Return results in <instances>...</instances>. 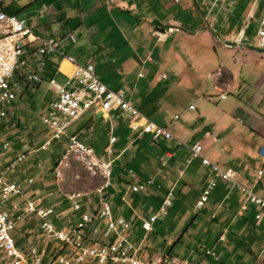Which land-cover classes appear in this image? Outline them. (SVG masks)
<instances>
[{
    "label": "crops",
    "instance_id": "0c3cea01",
    "mask_svg": "<svg viewBox=\"0 0 264 264\" xmlns=\"http://www.w3.org/2000/svg\"><path fill=\"white\" fill-rule=\"evenodd\" d=\"M109 1L115 7H107L106 0H78L79 10L74 9L73 13L69 10L70 18L66 22L70 25L76 18L77 27L74 31L80 29L81 34L65 31L61 23V31L54 28L52 34L48 36L61 38V50L76 57L79 63L93 62L97 75L103 82L112 89L124 90L127 98L144 117L167 128L175 138L161 137L155 140L152 134L143 131L142 124L145 119L136 123L138 118H131L119 109H113L108 119L102 114V119L110 123V127L105 136V140H108L105 145L106 151L104 156L100 157L94 149L96 139L94 134L96 118L101 112L86 110L72 123L69 133L77 134L85 144L94 149L99 158L111 161L113 174L111 184L106 189L105 186L109 184L110 179L105 182L100 175L104 181L100 188L80 191L83 193L79 200L81 207L75 209L67 193L78 192L80 189L71 190L63 186L54 173L68 146V137H62L61 145H56L58 158L55 159L53 154L49 155L47 152L51 151L50 147L56 139L51 142L48 149L41 148L51 137L49 130L47 134L41 136L36 133L31 122L30 126L26 127L22 118L14 114L13 120L18 123L17 127L12 126L10 119L2 121L0 140L9 141L6 138L8 132L5 131L8 126L16 132L21 131L15 137V142L11 143V152L7 157L0 159V166L3 167L8 159H14L21 153L27 151L28 154L17 167L7 172L10 181L22 183V194L4 199L2 205L12 213H23L20 222L25 221L27 216H30L31 220L36 214L41 221L48 220L57 229L64 230L75 227L82 220L84 213L96 212L103 197L112 207L115 219L125 217L128 220L130 239L141 247L142 255L146 239L153 231H146L142 226L148 219L147 212H151L152 207L157 205L149 218L154 215L169 190H173L174 196L177 191L180 193L188 191L189 194L195 192L198 195L195 203L197 214L201 210L211 215L215 210L214 205L218 204L215 210L218 216L215 217L213 214L211 218L217 220L221 217V220H218L224 227L217 238L216 246L221 253L224 248V253H229L232 246L228 244L226 246L225 243L229 241L228 234L234 235L233 228L238 225L235 222L236 218H242L244 226L242 224L241 227L247 229L251 224L249 221L252 222L251 215L255 212H257L255 216L263 214L264 208L250 201L232 181L217 178L213 169L204 164L201 158L193 157L190 146L200 143L205 157L222 168L235 172L236 178L242 184L264 197V173L261 176L258 173L264 167L263 154L260 153L258 146L264 141V115H256L255 108L241 99L242 86L235 77L238 67L242 75L244 71L249 70L246 79H256L264 73V66L259 65V58L264 59V49L257 45L258 31L264 29V0H194L200 13L204 14L202 7L205 9L208 24L189 26L187 30L184 28L185 24L177 18L178 14L174 17L167 16L158 6L160 0H140L143 2L142 6L134 0ZM181 2L182 0L177 3ZM58 3V0H51V11L48 14L45 11L47 15L43 16L40 14L41 6L40 16L51 17L50 23H55L54 17L62 16L64 13L60 12L69 9L66 0ZM132 15L139 17L143 30L139 33L137 26H133L134 32H130L131 36L127 40L125 36L131 31L129 26L131 22L126 21V18ZM24 19L31 23L28 24L37 34L41 35L34 27L37 16H33L32 22ZM228 20L229 28L226 27ZM255 27H258L257 38L253 40ZM169 28L174 29L168 31L165 38H160L155 33L157 30L167 31ZM71 34L75 35V42L68 38ZM47 60L48 64L50 62L55 64L56 69L60 68L57 80L67 79V74L71 73L73 66L62 60L59 52L51 53ZM206 71L209 72L212 83L207 84L203 81ZM161 74H166V77L162 78ZM250 75H253V78ZM257 78L264 83V74ZM47 81L48 77L39 84L26 85L15 102L28 103V100L35 96L31 93L30 87L36 85L41 87V84ZM48 89L51 91V100L47 103V110L56 100V94L50 85ZM223 94L227 97L223 98ZM20 110L24 113L25 108L22 107ZM113 136L116 140L111 143ZM25 144L28 146L26 151L23 148ZM41 151L46 152L42 154ZM162 157L166 159V166L163 172H159ZM256 157L260 159L258 166L255 164ZM249 160L254 163L252 168ZM68 164L63 163V166ZM129 169L134 171L135 176L131 175ZM147 178H154L155 183L142 192L132 190V184ZM212 181L216 182V186L211 190L208 199L198 206L201 196ZM103 190L105 191L102 195L98 193ZM92 194L99 195L98 205L87 199V196ZM234 194H237V199L234 198ZM174 196L167 213L160 216L155 223L168 216L169 210L175 207L177 200L174 202ZM28 201L34 202L38 210L52 209V212L45 218L36 212L25 213L23 209ZM31 222L28 223V227L22 228L24 230H21L22 234L17 236L14 234L18 225L13 231L17 245L20 249L21 247L26 249H22L26 252L29 244L33 243L39 250L45 252L49 259L58 243L50 249V242L54 241L43 232V222L41 235L44 234L45 238H34ZM97 223L103 226L101 220H97ZM139 227L145 231L144 236L147 235V238L144 239L143 236L137 243L133 230ZM223 235L226 237L225 240L221 239ZM157 255L159 254L152 258ZM213 257L214 260L220 259L217 253L216 257ZM260 263L264 264V261Z\"/></svg>",
    "mask_w": 264,
    "mask_h": 264
},
{
    "label": "built area",
    "instance_id": "2783aa9c",
    "mask_svg": "<svg viewBox=\"0 0 264 264\" xmlns=\"http://www.w3.org/2000/svg\"><path fill=\"white\" fill-rule=\"evenodd\" d=\"M6 0H0V125L4 120H11L13 127L18 123L13 120L14 113L10 106L18 99L20 92L26 85L39 84L48 77L49 85L56 94V100L43 115V122L48 126L50 139L42 144V149H48L55 139L68 137V146L59 160L54 173L59 180L63 171V163H70L78 160H93L99 164V171H108L111 184L113 167L111 161L99 158L94 149L85 144L77 134H70L69 128L86 110L93 109L100 111L108 119L113 109H119L124 115L131 118H138L136 123L145 119L143 131L152 134L153 139L161 137L175 138V136L165 127L144 117L124 90L110 88L97 75L96 66L93 62L79 63L76 57L65 54L61 50L62 39L54 36H42L37 34L27 20L17 14L7 10ZM180 2V0H169ZM47 7L43 5L40 14H45ZM264 24V20H263ZM174 29V28H173ZM157 30L155 33L160 38L167 37L168 31ZM257 45L264 49V29L258 31ZM73 42L75 35L68 36ZM53 52H59L62 60L70 63L73 69L67 74L64 83L57 80L56 70L53 76H47V56ZM25 70V72H24ZM162 78L166 74L160 75ZM227 97L226 94L222 95ZM116 137L111 138V143ZM182 143V141H180ZM193 157H199L203 163L210 166L219 179L232 181L248 199L264 208V197L256 194L250 187L242 184L235 172L222 168L202 154V146L195 143L190 146ZM24 151L28 149L27 144L23 145ZM12 150L9 141L0 140V159L7 157ZM112 152V150H110ZM28 152L19 154L14 159H8L3 167L0 166V264H196L188 259H182L172 255H157L154 258L145 260L141 255V247L130 239V223L125 217L114 218L113 210L105 198L100 199V205L96 212L84 213L82 220L72 228L57 229L54 224L45 220L42 224L43 232L50 240L57 241L58 245L49 256L33 243L29 244L28 251H23L17 245L13 236V231L17 227V222L23 219L24 214L12 213L2 205V201L13 195H21L23 191L22 183L10 181L8 173L22 162ZM161 168L163 172L166 166V159L161 158ZM132 176L134 171L129 169ZM259 176L264 173V167L259 170ZM30 181H32L30 179ZM155 183L154 178H147L144 181L132 184V190L142 192ZM216 186L212 181L201 196L198 206H201L207 199L211 190ZM105 190L99 191L103 194ZM174 192L169 190L158 211L142 224L146 231H152L154 223L160 216L167 213L168 207L172 204ZM67 197L72 201L74 208L79 209V202L82 196H74L67 193ZM23 212H36L42 217L48 216L52 209L38 210L34 202L28 201ZM264 218L259 213L256 216L258 222ZM97 220H101L96 224ZM88 230V231H87ZM147 235L144 236V239ZM222 240L226 237L221 236ZM206 254L216 257L215 251L206 248ZM66 251V252H65ZM65 252V253H64Z\"/></svg>",
    "mask_w": 264,
    "mask_h": 264
},
{
    "label": "rangeland",
    "instance_id": "374dc122",
    "mask_svg": "<svg viewBox=\"0 0 264 264\" xmlns=\"http://www.w3.org/2000/svg\"><path fill=\"white\" fill-rule=\"evenodd\" d=\"M66 1L67 4L69 5V9L67 11L64 10L61 11L60 9H58L59 11H61L60 14L61 13L64 14L62 16L61 15L55 16L54 17L55 23H50L52 22L51 17L49 18H46V16L41 17L39 14V8L43 5L47 6V10H46L47 14L51 11L50 8L51 0H6L5 6L8 9V11L11 10L10 12L17 14L21 18H27L30 21L33 18V16H37L38 19L35 20L34 27H36V29L39 32H41L42 36H48L52 34L54 28L60 29L61 31L60 28L61 23L63 24L62 29L64 28L65 31H69V32L72 31L73 33L75 32L74 29L75 27H77L76 24L77 19L74 18L70 23V25H68L66 21L70 18L68 11L70 10V12L73 13L74 9L79 10V5H78L79 3L78 0L76 1L66 0ZM134 1L137 4L139 3L141 6L143 4V2L141 3L140 0H134ZM193 1L194 0H182L181 3H177L168 0H160L158 6L167 14L168 17H174L176 16V14H178L177 18L183 24H185L184 28L186 30L188 29L189 26H193V27L194 26L198 27L199 25L206 26L208 22L205 17L206 14L205 9L202 7L201 9L203 10L204 14L200 13L199 9L197 8V6L194 4ZM58 2H59L58 4H60L61 0L60 1L58 0ZM106 2H107L106 3L107 7L109 6L115 7L113 4L110 3L109 0H106ZM126 21L131 22V24L129 23L131 31L127 32L126 36L125 34H123V36H125L126 39L129 38V36H131L130 32L131 33L134 32L133 26H137L136 29L139 30V33H142L143 26H140V20L138 16L132 15L130 18H126ZM229 24L230 21L228 20L226 23L227 28L230 27ZM257 28L255 29V32L252 35L253 40L257 38L256 37ZM75 33L77 35L81 34V30L78 29V31H76ZM212 53H214L213 49H212ZM259 65L264 66V59L262 60L259 58ZM239 71H241L240 67L237 68V71L235 72V77L236 80L239 81L240 85L242 86L241 96H240L241 99L244 100V102H248L249 104H251L253 108H255L254 112L256 113V115H260V114L264 115V83L261 80H259V78H257L263 75L264 73L260 74L257 77L255 75L254 77H256V79L254 78L255 79L254 80L250 78L249 79L245 78V76H247V74L249 73V70L244 71L243 72L244 75L240 74ZM250 77L253 78V75H250ZM257 80L259 81V83ZM65 81L66 78L61 80L60 82L64 83ZM203 81H205L207 84L213 82L208 71L205 72ZM48 83L49 82L47 81L41 84L42 85L41 87L37 85L31 86L30 87L31 93H34L35 96L33 99L28 100V103L24 104V102L22 103V101L19 102L17 101L10 106V109L15 114V116L22 118L24 123L23 125L28 127L32 123V126L35 129L36 133L41 136L47 134L49 130L47 125L44 124L43 122V115L47 111V107H46L48 106L47 103H49L51 100V91H49L48 89L49 86ZM22 107L25 108L24 113L21 112L20 110ZM109 127H110V123L106 122L104 118L102 119V113H98L95 123L94 135L96 139L94 143V149L96 150V153L100 157L104 156V152L106 151L105 145L108 140H105V136L109 131ZM3 131H1V134L3 133ZM5 131L8 132V134L6 135L7 140H9V142L13 144L15 142V137L21 130L19 132H16V130H13L11 126L10 127L8 126L5 128ZM62 142L63 139L60 140L56 139L53 145L50 147L51 151L47 153H49V155L53 154L55 159L58 158V155L56 156L55 147L58 148L57 146H60ZM260 144L258 145L259 151L260 153L263 154L262 158H264V141L262 142L261 145ZM45 152L46 151L43 152L41 151L42 154ZM256 158L257 161L255 162V164L256 166H258L260 164V159H258V157ZM249 162L252 168V166H254V163L252 160H249ZM62 167H64L63 169L64 174L62 172L59 177V180L61 181L62 185L69 187V189L71 190L80 189L78 192L70 190L71 192H68L69 194L76 193L82 195L83 194L82 192H84L85 190L90 191L92 189L100 188L103 185L104 176L102 178L101 174H97L75 161H71L68 164V166H62ZM104 179L105 182L108 180L106 178ZM98 197H99L98 194H92V195H88L87 199H90L95 205H98L99 204ZM197 198L198 195L195 192L192 194H189L188 191L187 192L184 191L183 193H180L178 191L176 192L174 196V202H176L177 200L175 207L169 210L168 216H165L157 223H155V225H153V231L149 233L148 239H146L142 251V256L145 260L152 258L156 254H159V255L177 256L182 259H188L196 264H261L260 261H264V218L261 220V223H258V220L256 219L255 216L257 212L253 213L251 215L252 218L251 220L253 223L249 221V223L251 224L250 226H248L247 229L245 227L244 228L241 227L242 224L244 226V222L241 220L242 218H236L235 222L236 225L237 224L238 225L233 228L234 235L233 233L228 234L229 241L225 243L226 246L227 244L228 246L231 245L232 250L229 253L228 252L224 253L225 251L224 248V250L221 253L220 249L217 248L216 246V242L224 226L223 224L221 225L219 223L218 219L221 220V217H219L217 220L211 218V215L213 214H215L214 215L215 217L218 216L217 213L215 212L218 204L214 205L215 210L212 211L211 215L210 213H206L207 211L205 212L201 210L197 214V212H195V203L197 202ZM234 198L237 199V194H234ZM13 199L18 200V198H13ZM11 201L13 200H9V202ZM156 208L157 205H154V207H152V211L147 212L149 215L147 214L146 218L149 219L150 214L152 212L154 213ZM165 218H167L166 221ZM29 219L30 216H27L25 221L17 222L18 229L17 231L14 232V234L16 236L18 234H22L21 230L24 231L22 228H24L25 226L28 227V223L32 221L31 228L34 229L33 230L34 238L35 237L45 238L44 234L41 235L42 233L41 223L43 221H41L36 214L32 216L31 220ZM140 227L137 228L136 230H133L134 236L136 238L135 241L137 243L142 239V237L145 234V231ZM57 243H58L57 241L50 242V249L51 246ZM206 248L215 251L219 255L220 259L214 260L213 256L207 255ZM21 249L26 250L22 247Z\"/></svg>",
    "mask_w": 264,
    "mask_h": 264
},
{
    "label": "bare ground",
    "instance_id": "6f19581e",
    "mask_svg": "<svg viewBox=\"0 0 264 264\" xmlns=\"http://www.w3.org/2000/svg\"><path fill=\"white\" fill-rule=\"evenodd\" d=\"M79 164H81L82 166H85L87 168H89L90 170H92L93 172L97 173V174H101L102 176H104V178L110 179V174L108 171H99V164L94 162L93 160H78V161H75ZM61 175V173H60ZM74 196H80V194H76V193H73Z\"/></svg>",
    "mask_w": 264,
    "mask_h": 264
},
{
    "label": "trees",
    "instance_id": "16d2710c",
    "mask_svg": "<svg viewBox=\"0 0 264 264\" xmlns=\"http://www.w3.org/2000/svg\"><path fill=\"white\" fill-rule=\"evenodd\" d=\"M144 1V0H143ZM46 70H47V76L49 75V76H53L55 73H56V66H55V64H53V63H51L50 62V64H48L47 63V67H46Z\"/></svg>",
    "mask_w": 264,
    "mask_h": 264
}]
</instances>
